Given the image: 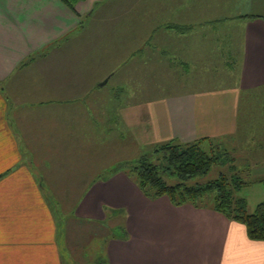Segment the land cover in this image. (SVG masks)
Returning <instances> with one entry per match:
<instances>
[{"label": "crops", "instance_id": "0c3cea01", "mask_svg": "<svg viewBox=\"0 0 264 264\" xmlns=\"http://www.w3.org/2000/svg\"><path fill=\"white\" fill-rule=\"evenodd\" d=\"M214 3L85 0L73 11L60 0H0V264H77L92 226L111 230L98 233L105 250L94 264H264V240H252L244 224L211 208L151 200L123 170L107 179L97 171L71 175V160L76 166L91 151L99 167L107 166L109 146L123 144L124 135L139 149L235 138L238 90L139 100L137 81L130 90L119 83L111 99L92 79L111 80L116 64L129 60L150 64L123 78L133 81L190 63H222L229 78L243 74L241 86L248 87V76L263 84L264 16L240 7L224 39L213 25L221 13ZM71 127L84 133L73 136ZM59 158L67 161L62 168L53 162ZM76 185L91 192L77 206L71 231V205L57 199Z\"/></svg>", "mask_w": 264, "mask_h": 264}, {"label": "rangeland", "instance_id": "374dc122", "mask_svg": "<svg viewBox=\"0 0 264 264\" xmlns=\"http://www.w3.org/2000/svg\"><path fill=\"white\" fill-rule=\"evenodd\" d=\"M212 6H218L221 8V13L216 17L218 24H213L214 26H219L221 29L220 34L221 38L229 39L232 35V31H229V28L226 27L229 23H236L235 19L240 15L239 10L240 7L243 8V11L247 13L255 14L256 18L258 15L264 16V0H215ZM221 3V5H220ZM228 3V6L226 5ZM236 6L238 8H231V10L226 9V7ZM210 7V5L208 6ZM225 9V10H224ZM233 19V20H232ZM205 21V20H204ZM215 20H211L210 22H214ZM206 23V22H203ZM226 24V26H225ZM206 24H204L205 26ZM225 26V27H224ZM234 34L236 32H233ZM241 33V32H240ZM236 37H234L235 40ZM205 56V55H204ZM208 57V56H207ZM204 57V59H207ZM129 59V58H126ZM138 59V57H137ZM238 58L233 56L232 61H237ZM243 60V58H241ZM245 61V60H244ZM105 65V64H104ZM103 65V66H104ZM118 66V74L109 79L107 85L102 88L101 86L108 79L102 80V78H94L92 79L94 82H98L96 87H99V90L102 89L103 97L107 96L111 99L117 96L118 91L115 89L118 88V84L122 83L121 86H125L126 84L128 89L136 88L139 81V88L141 90V94L134 95L136 99L142 100L145 98L159 99V98H167L176 96L178 93L183 91H217V90H238L240 92V110L237 112V117L239 120V129L236 132L235 138H220L215 139V143H219L222 146L221 152L223 154L228 153L234 161L235 166V174L240 175L248 185H245L241 191L239 192V196L245 198L248 202V209L250 212H254L257 206L264 201V86L263 84H259V79L253 80L249 77V82L247 84L248 87L241 86V79L243 78V74L240 72L239 77L237 78H229L228 75H231L228 66L221 67L222 63L209 65V64H189V67L180 68L178 70H173L171 72H164L159 70L157 73V77L154 79L149 78L147 73L142 76V79L134 81L131 79H123L129 75L131 71H136L141 67L142 71H145V68H148L150 64H133L127 60L125 64H116ZM138 65V66H137ZM175 65L179 66V64H169V66L174 67ZM158 66V65H157ZM214 66V67H212ZM99 67L98 64H95L93 70ZM226 69V71H224ZM99 70L93 71L94 74L99 75ZM117 70V71H118ZM159 76V77H158ZM111 78V77H110ZM244 85V80H243ZM129 89V90H130ZM139 90V91H140ZM125 93L123 96H127ZM132 96V97H134ZM130 97V96H128ZM134 97V98H135ZM127 98V97H126ZM135 99V100H136ZM88 98H84L83 101L79 103H85ZM93 106L91 104V99L87 101L86 104ZM77 104V103H76ZM74 107L75 105H71ZM92 107V108H93ZM95 129V128H94ZM105 129V128H104ZM73 136L76 134H83V128L71 127ZM79 130V131H78ZM78 131V132H77ZM85 133L93 139V131L90 127H85ZM114 132V131H113ZM122 135L123 132H119ZM103 131L101 136L103 135ZM117 136L118 133H117ZM224 137V136H223ZM123 144H112L109 148V157H107L108 162H110L107 166L99 167L100 160H94L93 156L96 155L93 151H91V156H85V159H81L82 161H76V166L74 164V160H71V166L76 168H71V175L75 173L74 177H83V174L87 171L91 174L94 172H100L102 178L107 179L110 178L114 171H124L128 174L129 179L136 182L135 178L127 171V167L129 165H133L139 158L144 157L145 155H152L153 149H139L136 146H130L129 142H126V136L124 135ZM76 140V139H75ZM181 142V141H180ZM127 143V144H126ZM167 143V142H163ZM103 144V143H102ZM100 144L101 147L103 145ZM93 145V144H92ZM107 160H102L104 163ZM114 160V161H113ZM50 162V161H49ZM54 165L62 168V164H64L66 159L59 158L53 160ZM88 165H85V163ZM105 164V163H104ZM52 165V162H51ZM114 168V169H113ZM44 170H52L51 167L45 166ZM87 170V171H86ZM221 168L216 167L211 173L207 176L200 177L196 179L199 182H208L210 180H214L221 172ZM232 173V174H234ZM80 174V176H79ZM90 174V177H91ZM78 178V179H79ZM88 180V178L86 177ZM86 180V182H87ZM85 182V183H86ZM137 183V182H136ZM90 184L86 185L89 187ZM81 185H76V187H72L71 191H60L58 192L60 197L57 199L58 202L63 204L71 205V231L74 229V222L76 220L75 213L76 208L84 199L85 196L88 195L91 191L83 190V187H79ZM81 189V190H78ZM69 208V207H68ZM109 214H112L109 212ZM109 219H111L109 215ZM107 221V220H106ZM102 221L103 224H108L109 220ZM88 228H93L91 231ZM89 230L87 240L82 244V248L79 253L75 256L77 264H94L96 263V259H99L100 255L104 254L105 250V237L99 236L100 232H111L108 229H98L96 231V227H87ZM114 232V231H113ZM115 233V232H114Z\"/></svg>", "mask_w": 264, "mask_h": 264}, {"label": "trees", "instance_id": "16d2710c", "mask_svg": "<svg viewBox=\"0 0 264 264\" xmlns=\"http://www.w3.org/2000/svg\"><path fill=\"white\" fill-rule=\"evenodd\" d=\"M60 1L76 11V4L85 0ZM221 149V144L211 138L193 142L173 140L154 146L152 155L139 158L127 171L149 199L166 196L176 207L189 204L211 208L244 224L252 240H264V201L254 212L249 211L247 200L239 196L249 183L234 173L233 158ZM216 167L222 170L216 179L196 181ZM123 236L126 237V232Z\"/></svg>", "mask_w": 264, "mask_h": 264}]
</instances>
